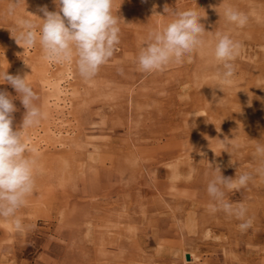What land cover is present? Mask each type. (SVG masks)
Returning <instances> with one entry per match:
<instances>
[{
  "label": "rangeland",
  "instance_id": "374dc122",
  "mask_svg": "<svg viewBox=\"0 0 264 264\" xmlns=\"http://www.w3.org/2000/svg\"><path fill=\"white\" fill-rule=\"evenodd\" d=\"M116 1L114 0L113 8L125 5L124 8L133 6L137 9H143L136 17L123 14L124 18L120 20L119 26H122V29L127 33V40L118 44L120 46L119 50L116 46L113 57L100 67L95 77L85 80L78 74L76 80L68 86L70 98L73 96V91H77V96L81 99L79 105H74L72 109H65V116L61 119L62 121L58 119L56 113V116L52 119L48 118V114L53 108L46 110V112L41 109L44 113L43 118L37 126L26 130L24 139L27 140V143L31 141L33 144L45 147L53 139V132L58 133L61 131L63 134L70 133L73 135V133L78 132V128H84L85 141L90 140L102 149L99 153H95L92 145H88L87 149L91 154L98 155V161L96 163L89 161V164L95 166L102 161H106L105 163L117 162L113 176L117 189L102 198H89L87 195L98 191V185L91 183L95 179V175L91 172V166L88 165L83 174L76 168H72V172L69 173L68 171L71 170L69 168L66 174L63 171L62 176L58 178L52 173L58 168V163H53L51 159L42 162L36 159L35 188L27 198L23 215H20L24 225L23 229L17 230L10 219L0 217V264H104L106 261L105 253H103L104 248H113L120 243L142 242V239L149 242L152 238L154 239L152 246L149 248L148 253L143 252L144 256L140 254L141 251L132 257L113 258L110 262L112 264H182L181 259L171 257L170 254L164 257L165 252L181 242L178 238V235H181V227H184L186 235H190L194 230L202 228L207 219L214 221V224L212 223L209 227L211 238L202 242L201 249L196 248L193 243H185V246H183L186 252L193 257L190 264H264V192H260L258 188L251 186V189L247 192H241L239 188L231 191L229 195L225 194L226 202L234 206L243 204L247 209L245 220L250 219L252 223L247 230L241 231L238 227L242 222L241 220L229 216L221 210L210 211L206 206L213 204L214 201L201 195L191 199L184 193H178L176 202H180L182 205L177 209V215H174L169 202H166L164 196L158 190H155L152 179H150V176L152 177L151 171L156 166L159 165L161 168L168 169L169 165L183 163L188 159L187 156L172 155L169 160L166 154L168 155L171 150L158 145L165 141L164 136L169 133V131H163L160 123L158 124L161 116L157 107L161 106L163 101L165 102V95L154 92L152 95L149 91L152 87L155 88L160 80L175 81L178 79L180 76L178 77L176 71L179 68L197 64L200 50L193 52L190 56H185L179 64L171 63L161 71L146 73L148 80L154 76L156 79L155 81H149L147 83L148 87L144 88L145 93L149 94L148 100L144 99L143 96L136 97L135 112L127 108L128 105L125 100V103H117V101H120L119 93L124 95L127 92L128 87L134 81L133 78L130 77L128 80L125 79L121 82L119 79L115 80L108 77L104 70L105 67L110 69L120 65H130L137 57L136 52H139L146 42L149 32L170 22L173 19L172 13L177 8L176 5L182 4L183 0H150V2L149 0H143L142 3L138 0ZM191 1L193 0H185V2ZM254 1L256 0H213V2L202 0L196 11L201 17L200 23L209 25L213 22L215 26L217 25L215 29L205 30L206 42L209 45L215 44L216 33L219 32L230 37H238L240 43L242 42L245 46L250 47L253 44L252 38L256 36L253 34L252 29L249 26H243L240 31L238 26L227 22L224 17V9L232 7L240 12H246L248 23L255 24L258 22L261 28L264 24V7H254L255 10L260 9L258 12L261 18L258 20L254 11L249 10ZM9 2L10 0H0V72L7 71L9 75L26 76V80L33 91L37 92L38 99L34 103L40 108L46 101L45 98L48 92L42 87L41 77L35 65L32 62L25 64L22 62L25 57L24 52H22L23 48L16 43L12 36L18 34L19 29L16 24L18 18L26 17L39 25L42 24L39 18H44L42 8L46 7L48 11H57L58 9L54 0H19L15 13L9 15L7 13ZM189 7V5H186L180 11L189 10ZM165 8L167 12L163 10ZM125 46H127V50H125ZM213 47L209 46L203 52L211 53ZM24 49L30 54L34 53L33 48L25 46ZM263 52H260V55H263ZM202 55L208 56L204 53ZM256 56L255 53H251L250 58L246 60L240 58L234 60V76L231 83L225 85L229 87L236 85L233 90L235 97L238 99H245L242 94L249 89V99L264 103V91L261 94L253 93L258 89H264V79L252 77L256 86L254 87L255 90L250 91L251 81L249 78L254 74V69L251 70V67H254ZM157 73H161L160 76H157ZM245 74L249 75L248 79ZM196 80V77L191 76L186 84L192 86ZM139 83L140 81L137 82L138 85H140ZM96 85L101 88H96ZM221 85L223 84L219 83L218 88ZM137 88L132 89L133 95H135ZM0 91L6 92L13 98L12 102L16 111L12 113V127L13 130H18L26 109L19 99V94L9 83L0 80ZM184 94L186 92L179 91L177 94L178 99L183 98ZM74 99H76V96ZM85 99L87 101H84ZM82 105L84 106L81 107ZM87 109L94 112L92 120L99 125L104 124L107 129L104 131L89 129L82 122L83 113ZM239 109L237 107L235 110ZM260 113H264L263 110ZM133 114L136 116L140 114V119L134 121L131 118ZM250 114L251 111L247 110V115ZM252 117L255 118L250 123L253 124L250 131L256 133L249 134L251 143L246 148H237L232 156H225L224 154L219 156L218 161L224 162L225 165H223L226 166L224 169H233V167L229 168L233 164H246L245 166L250 167L255 174L257 169L262 166V161L256 155L255 149L257 144L264 145V114L249 118ZM55 124L56 128L54 127ZM131 124L132 134L127 128ZM118 131L122 132L119 133ZM114 136L118 137L121 142L126 139L132 147L137 159V172L135 175L128 173L123 157L121 158L117 152L119 147L123 145L121 142L115 143L114 147H117L115 149L105 147V141ZM179 141L181 140L179 139ZM239 142L240 139L236 140V143ZM201 147L203 150L197 151L202 158L197 170L200 173L205 166L210 165L207 161L210 158L209 155L213 154V152L207 151L205 145L200 146L198 150ZM188 150L190 152L192 147L189 146ZM159 156H163V158L159 160ZM141 174L145 177L146 183L141 181ZM195 175L192 179L202 180L199 189L207 188L211 177L204 176V173L203 175L202 173ZM236 176L239 175H234L233 179ZM253 179L257 180L258 178L255 176ZM259 197H261L260 206L251 207L257 203ZM159 202L165 206V212L163 211V213L156 208ZM94 203H98L96 209ZM116 207L117 209H115ZM159 207L163 208L162 206ZM106 209L108 210V216H104L102 213L97 214L96 217L93 215L98 210L107 211ZM154 209L157 211L154 212ZM118 210L125 214L123 219L120 218V213H117ZM129 213L130 215H128ZM144 213L146 216H144ZM92 216L96 219L93 220L94 232L96 234L102 232L100 238H85V221ZM134 218L139 220H134ZM25 219L29 222L25 223ZM44 219H51V224L47 226L46 222L48 221ZM121 222L123 223L121 228L112 229L114 237L105 232V226L121 224ZM165 229H168L169 233H165ZM164 233L172 235L163 237ZM112 241H114L113 244ZM170 257L171 259H169ZM153 259L156 261L154 262Z\"/></svg>",
  "mask_w": 264,
  "mask_h": 264
},
{
  "label": "bare ground",
  "instance_id": "6f19581e",
  "mask_svg": "<svg viewBox=\"0 0 264 264\" xmlns=\"http://www.w3.org/2000/svg\"><path fill=\"white\" fill-rule=\"evenodd\" d=\"M138 1L140 3L144 2L143 0ZM211 1L213 2V0ZM201 2L202 0H193L191 2H185V0H183L182 4L176 5L177 8L174 11H180V9L186 5H189L190 9L197 11L198 7H200L201 5ZM124 6H116L115 8H113V14H117L118 17H120V20L124 18L123 14L136 17L139 15V12L143 10L137 9L133 6L124 8ZM257 6L264 7V0L254 1V4L251 5V9H249L250 11H254L257 19L259 20V18H261L260 13L258 12L260 9H254V7ZM243 13L246 12L243 11ZM245 26H249V28L252 29L253 34L256 35H253L254 37L252 38L253 44L251 45L253 46L250 45V47H247L242 42L241 44L238 37L232 36L231 38L241 44V52L236 59L240 58L246 60L247 58H250L249 55L251 53H255L257 55L254 60V67H251V70L254 69V74L249 78V80L251 81V91L255 90L254 87L256 86V84H254V80H252V77L264 79V52L262 53L263 55H260V52L264 51V24L261 27L262 29L259 27L258 22L255 24L252 22H247ZM216 27L217 25L215 26L213 22L209 25H204L205 30L215 29ZM119 28L120 42L126 41L128 37L127 33L122 29V26H119ZM241 29L242 27H239L240 31ZM204 40L206 42V35H204ZM214 45L215 44L209 45V43L206 42V47L200 50V57L197 64L191 65L190 67L188 66L185 68H179L176 71L178 77L180 76L178 79H176L175 81H169V79H165L163 81L160 80L159 83L155 85V88L152 87L151 91H149L152 95L153 92L158 94L163 93L165 95V102L163 101V103H161V106H158V104L156 105L158 106V112H160L161 116L158 124L160 123L163 131H169V133L164 136L165 141L158 145L160 147L168 148L169 150H171V154H166V157L168 156L167 158L169 160V157H172V155H183L187 156L188 159L183 163L181 162L169 165L168 169L161 168L158 165L151 171L152 177L150 176V179H152L151 181L154 184L155 190H158L161 195L164 196L166 202H169L170 209L173 210L174 215H177V209L182 205V203L176 202L178 193H184L191 199H193L194 197L197 198V195L209 197L207 188L201 190L199 189L201 187L200 183L202 180H198V178H192L193 175L197 173H202V175L204 173V176L208 178L211 177L210 180H212L215 175H218V173L214 172L213 170V168L216 167H219L221 174L225 178H233L234 175H241L243 173H248L252 176V179L249 181L247 186L241 187L239 191L247 192L251 189V186H253L254 188H258L260 192H264V176L259 175L258 172L254 174L250 167L245 166L246 164H233V166H229V168L233 167V169H224L226 168V166L224 167V162L218 161V157L222 154H224L225 156H232L237 148H246L249 146V143H251L249 134H254L255 132L250 131L253 125H251L250 123L255 117H249L258 114H264L260 113L262 110L264 112V103L256 101L255 99H249V89L245 90L242 94L243 98L245 99H238L235 97L233 90V87H235L236 85L234 84L232 85V87H229L222 82L219 76V73L222 70L221 66L214 61V59L211 57V53L203 52L205 51V49H208L209 46L213 47ZM117 47L119 50L120 46L117 45ZM124 48L125 50H127V46H125ZM33 51L34 53L30 54L26 49H23L22 52H24L25 57L24 59H22V62L24 64L27 62H32L35 65L41 77L42 87L48 92V95L45 98L46 101H44V104L40 107V109H43V111L46 112V110L53 108V110L49 112L48 118L52 119L57 115L58 119L61 120L65 116V109H72L74 105H79L81 102V99L77 96V91L74 90L72 93L73 96L72 98H70V92L68 89V86L73 83L72 81L76 80L79 74L76 68L75 58L72 62L54 63L43 59V53L39 44L33 47ZM138 53L139 52H136V56L138 55ZM203 53L207 54L208 56L205 57L204 55H202ZM187 58L189 59V57ZM104 70L106 75L111 79H119V81L121 80L122 82L125 81V79L128 80L131 77L134 80L132 81L131 86L128 87L127 92L124 95L119 93L118 96L121 102L117 101L118 104H121L125 100L128 105L127 108L134 110L135 112L136 97L143 96L144 99H149V94L145 93L144 88L148 87L147 83L149 81H155L156 78L154 76L148 80L146 77L147 74L138 69L136 59L132 61L130 65H120L118 67L110 69H107L105 67ZM160 74L157 73L156 75L160 76ZM191 76L196 77L197 79L195 84L192 86L186 84L188 78ZM245 76H247L248 79L249 75L245 74ZM139 81L140 85L137 84V82ZM219 83L223 84L220 88H218ZM98 87L100 86L96 85V88ZM134 87H138L135 95H133V93L131 92ZM179 91L186 92L183 98L178 99L177 94L179 93ZM263 91L264 89H258L253 93L261 94L263 93ZM75 96L76 99H74ZM84 101H87V99H85ZM83 106L84 105H82L81 107ZM235 106L240 109L235 110L237 109V107ZM247 110L251 111V116L247 115ZM93 115L94 112L91 109L85 110V112L83 113L82 122L91 130L101 129L104 131L105 129H107L105 128L106 126H104V124L99 125L98 123L93 121ZM140 116V114L139 116L133 114L131 118L136 121L140 119ZM54 127L56 128V124L54 125ZM127 128L132 134V124ZM84 131V128H78V132L73 133V135L70 133L63 134V132L61 131H59L58 133L53 132V139H51V142H49L45 147H40L37 144H33L31 141L27 143V140L24 139L29 149L27 155L34 156L41 162L51 159L53 163H58V168L55 171H52L53 175L58 178L62 176L63 171L64 174H66L69 168L71 169L68 171L69 173L72 172V168H76L79 172H81V174H83L87 170L88 165L89 167L91 166V172H93V174L95 175V179L91 183H95L98 185V191L87 196L89 198H102L110 195L117 189V185L113 181L114 170L116 168L117 162L105 163L106 161H102L100 164L98 163L99 165L95 166L89 164V161L96 163L98 161V155H92L91 152L87 149L88 145H92L93 152L95 153H99L100 151H102V149H100L99 146L93 144L90 140L85 141ZM242 131L246 134L244 133L242 135ZM118 132L121 133L122 131ZM179 139L181 141H179ZM238 139H240V142L236 143V140ZM117 142L121 141L118 137L114 136L113 138L107 139L104 145L108 149H115L117 147H114V145ZM121 143L123 145L122 147H119L117 152L118 154H120L121 158L123 157L128 173H130L131 175H135V173L137 172V159L135 153L132 150V147L127 143L126 139ZM204 145L207 146L206 149H208V152H213V154L209 155L210 158L207 161L213 168L210 165L205 166L200 173V171L197 172V170L198 166L201 164L202 158L199 156L198 152L203 149L201 147V149L198 150V148ZM189 146L192 147V150L190 152H188ZM163 156H159V160H161L160 158H163ZM255 176L258 178L257 180L253 179ZM141 181L143 183H146L145 177L142 176V174ZM231 191L226 190L225 194L229 195ZM235 194L237 193L235 192ZM260 198L261 197H259L257 199V203L252 205L251 207H259ZM209 205L206 206L207 209L209 208ZM94 206L96 209L98 207V203H94ZM159 206H162L163 208L165 206H163V204L159 202L158 207H156L160 209L159 211L161 213H163V211L165 212V208L163 209ZM115 209H117V207ZM23 211L24 207L17 210L16 214L19 218L20 215H23ZM156 211L157 210L154 209V212ZM99 213H102L104 216H108V210H98L93 215L96 217ZM117 213H120L119 215L121 219H123V217L125 216L122 211L118 210ZM128 215H130V213ZM94 216L88 217V219H86L85 221V238L101 237L102 232L98 234L94 232L95 228L93 225V220H96ZM144 216H146L145 213ZM44 220L48 221L46 222L47 226L51 224V219ZM134 220L139 219L134 218ZM24 222L28 223L29 221L25 219ZM122 222L121 224L105 226V232H107L108 235L113 236L114 231H112V229L116 227L121 228L123 226ZM212 223L214 224V221L207 219L206 224H203L204 226L202 228L194 230V232L190 235H186L184 227H181V235H178V238H180L181 242L176 244L175 247L169 248L167 252H165L166 254L164 255V257L170 254L171 257L181 259L183 261L182 264L192 263L193 257H191L190 254L186 252L183 246H185V243H193L196 248L201 249L202 242L211 238L209 227ZM168 231V229H165V233H169ZM165 233L163 237L172 235ZM153 240L154 239L152 238L149 242H146L144 239H142V242H130L128 244L120 243L113 248H104L103 253H105L104 257L106 258L104 264H112L110 261L113 260V258H121L123 256L132 257L133 255H135L136 253H140L141 251L142 253L140 254L144 256L143 252H149V248L152 246ZM113 243L114 241H112V244ZM195 247L194 249H196ZM171 257L169 259H171ZM155 261L156 260H154V262Z\"/></svg>",
  "mask_w": 264,
  "mask_h": 264
},
{
  "label": "clouds",
  "instance_id": "9594fccd",
  "mask_svg": "<svg viewBox=\"0 0 264 264\" xmlns=\"http://www.w3.org/2000/svg\"><path fill=\"white\" fill-rule=\"evenodd\" d=\"M18 3L19 0H10L7 8L9 15L15 13ZM54 3L57 11H48L46 7L41 9L44 18L39 19L42 24L38 25L26 17L18 18L16 24L19 31L12 37L23 49L25 46L33 48L38 43L43 59L49 62H72L75 58L77 71L83 79L95 77L100 67L113 57L120 42V17L113 14L114 0H54ZM164 11L167 12V9ZM172 15L173 19L166 25L149 32L136 57L140 71H161L169 64L181 63L185 56L206 47L203 39L206 31L195 10L173 11ZM224 17L227 22L238 27L248 22L245 13L232 7L224 9ZM240 49L241 44L229 35L216 33L211 56L221 66L219 76L224 84L231 83L235 73L233 61ZM0 80L16 90L26 109L20 128L13 130L12 113L16 111L13 98L0 91V217L10 219L15 228L21 230L24 225L16 213L25 206L27 198L33 193L37 171V160L27 155L29 149L24 136L27 129L40 123L44 113L34 103L38 96L26 76H13L5 71L0 72ZM255 152L262 161L257 172L264 176V145L257 144ZM213 170L218 175L207 185V193L214 201L209 205L210 211L221 210L236 217L242 221L238 225L239 229L247 230L252 221L245 220L246 207L226 202L225 193L226 190L246 187L252 176L244 173L234 179L225 178L219 167Z\"/></svg>",
  "mask_w": 264,
  "mask_h": 264
}]
</instances>
